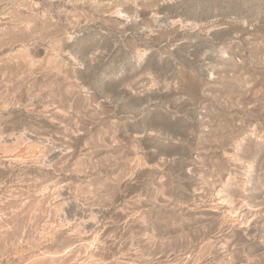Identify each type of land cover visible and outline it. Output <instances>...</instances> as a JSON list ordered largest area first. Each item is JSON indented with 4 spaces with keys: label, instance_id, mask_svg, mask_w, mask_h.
<instances>
[{
    "label": "rangeland",
    "instance_id": "rangeland-1",
    "mask_svg": "<svg viewBox=\"0 0 264 264\" xmlns=\"http://www.w3.org/2000/svg\"><path fill=\"white\" fill-rule=\"evenodd\" d=\"M0 264H264V0H0Z\"/></svg>",
    "mask_w": 264,
    "mask_h": 264
}]
</instances>
